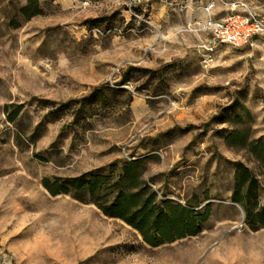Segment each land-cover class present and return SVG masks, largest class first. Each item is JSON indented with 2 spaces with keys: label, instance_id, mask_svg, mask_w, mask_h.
I'll return each mask as SVG.
<instances>
[{
  "label": "rangeland",
  "instance_id": "obj_1",
  "mask_svg": "<svg viewBox=\"0 0 264 264\" xmlns=\"http://www.w3.org/2000/svg\"><path fill=\"white\" fill-rule=\"evenodd\" d=\"M233 3L264 17V0H0V264H264V212L231 200L242 164L264 211V165L226 141L264 137V38L206 51L200 21ZM126 158H149L159 197L209 207L199 233L152 248L43 185Z\"/></svg>",
  "mask_w": 264,
  "mask_h": 264
},
{
  "label": "trees",
  "instance_id": "obj_2",
  "mask_svg": "<svg viewBox=\"0 0 264 264\" xmlns=\"http://www.w3.org/2000/svg\"><path fill=\"white\" fill-rule=\"evenodd\" d=\"M236 137V133H231L226 141L230 145L245 147L264 165V137L249 143L246 135ZM149 158L114 161L76 177L59 178L52 183L44 180L43 185L53 196L71 195L93 204L104 216L121 220L137 231L143 242L152 248L195 236L209 216V207L203 211H195L159 197L151 187V177H145V163ZM234 166L236 173L231 200L241 205L247 220L253 224L256 218H262L264 212L254 210L250 203L251 197L256 198L257 180L247 167L242 164Z\"/></svg>",
  "mask_w": 264,
  "mask_h": 264
},
{
  "label": "built area",
  "instance_id": "obj_3",
  "mask_svg": "<svg viewBox=\"0 0 264 264\" xmlns=\"http://www.w3.org/2000/svg\"><path fill=\"white\" fill-rule=\"evenodd\" d=\"M237 4H230V14L220 19H208L203 26L211 35L206 51L224 43L232 46H244L256 37L264 38V17L255 13L236 12Z\"/></svg>",
  "mask_w": 264,
  "mask_h": 264
},
{
  "label": "bare ground",
  "instance_id": "obj_4",
  "mask_svg": "<svg viewBox=\"0 0 264 264\" xmlns=\"http://www.w3.org/2000/svg\"><path fill=\"white\" fill-rule=\"evenodd\" d=\"M105 233H106V230L100 227L97 228L93 225L92 228H89L87 235H84V237L80 239V245L83 248L92 246V245H98L103 239V235Z\"/></svg>",
  "mask_w": 264,
  "mask_h": 264
},
{
  "label": "crops",
  "instance_id": "obj_5",
  "mask_svg": "<svg viewBox=\"0 0 264 264\" xmlns=\"http://www.w3.org/2000/svg\"><path fill=\"white\" fill-rule=\"evenodd\" d=\"M230 13H231V11L229 10V12L227 11L222 17H219V18H212L211 15L205 16V17H200V21L204 24L208 19H220V18H223V17H225L226 15H228ZM193 19H197V18L189 17L188 21H193Z\"/></svg>",
  "mask_w": 264,
  "mask_h": 264
}]
</instances>
